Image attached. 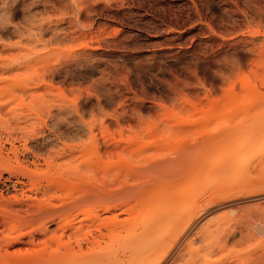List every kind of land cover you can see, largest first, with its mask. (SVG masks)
I'll list each match as a JSON object with an SVG mask.
<instances>
[{
  "label": "rangeland",
  "instance_id": "374dc122",
  "mask_svg": "<svg viewBox=\"0 0 264 264\" xmlns=\"http://www.w3.org/2000/svg\"><path fill=\"white\" fill-rule=\"evenodd\" d=\"M254 223L264 0H0V264H264Z\"/></svg>",
  "mask_w": 264,
  "mask_h": 264
},
{
  "label": "bare ground",
  "instance_id": "6f19581e",
  "mask_svg": "<svg viewBox=\"0 0 264 264\" xmlns=\"http://www.w3.org/2000/svg\"><path fill=\"white\" fill-rule=\"evenodd\" d=\"M128 189H129L128 187H125L122 189L112 190V189H106L105 187H101L94 192L83 194L82 196H78L76 198L67 197L63 199L62 201H60L57 205L55 204L49 205L44 201L34 202L29 199L28 201L23 202V205L25 208L23 210L24 215L22 219L26 221H30L33 218L44 217L46 221L44 222L43 224L44 227H43V230L41 231V233L44 236L51 235L53 237L54 236L53 231L55 230H62V231L69 230L71 234H77L83 230L84 228L83 224L80 223L76 227L68 223L61 224L59 221V218L63 211L67 210L68 208L72 207L73 205L79 202L89 199L91 196L99 198V199H102V198L110 199V198L117 197L122 194L127 195L129 192ZM259 190L260 189L253 188V189H250L248 193H254L256 191L260 192ZM230 196L231 195H229L228 197ZM228 197H224V198H228ZM210 203H212V201L204 204L203 208H198L197 213L202 212L205 208H208L210 206L209 205ZM90 220L98 221V219H90ZM107 220H108L107 218H103L99 220V223H104ZM52 223L55 225L54 230H50L48 227V224H52ZM231 226H233V228L230 227L232 228V230H230L226 234L225 238L229 239V238L234 237L237 227L236 226L234 227V224ZM251 227L252 228L248 231V233L244 234V237L255 239L259 235L261 236L264 233V227H262L260 224L254 223ZM239 232L243 233L242 230H240ZM33 241H34V232L33 230H29L13 238V240H11L10 242V245L11 246H13L14 244L15 245L17 244L20 246L29 245V244H33Z\"/></svg>",
  "mask_w": 264,
  "mask_h": 264
}]
</instances>
